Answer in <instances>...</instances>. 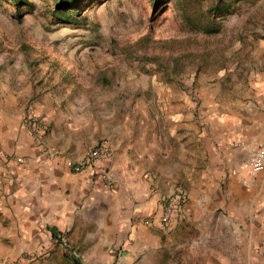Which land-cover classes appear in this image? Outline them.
Instances as JSON below:
<instances>
[{
  "label": "rangeland",
  "instance_id": "obj_1",
  "mask_svg": "<svg viewBox=\"0 0 264 264\" xmlns=\"http://www.w3.org/2000/svg\"><path fill=\"white\" fill-rule=\"evenodd\" d=\"M28 1L0 0V116L7 119L3 100L15 95L16 104L7 107L13 122L25 124L48 155L60 152L48 144L53 123L37 107L89 117V126L76 133L59 115L66 137L81 143L54 139L75 154L102 139L111 142L115 127L128 119L124 137L130 132L136 141L133 125L143 120V131H157L155 151L164 156L163 202L179 187L189 191L194 155H219L237 123L259 122L264 113V0H227L221 12L213 8L217 0H87L70 16L57 14L52 0ZM33 116L47 126L41 138ZM0 155L14 154L0 149ZM214 211L226 214L223 206ZM182 234L164 240L170 249L161 264L181 263L183 250L175 246L187 237ZM53 239L66 252L49 264H75V257L83 263L61 232ZM52 249L2 257L0 264H44ZM108 254L109 264H129L121 259L125 250ZM254 264H264V234Z\"/></svg>",
  "mask_w": 264,
  "mask_h": 264
},
{
  "label": "crops",
  "instance_id": "obj_2",
  "mask_svg": "<svg viewBox=\"0 0 264 264\" xmlns=\"http://www.w3.org/2000/svg\"><path fill=\"white\" fill-rule=\"evenodd\" d=\"M13 97L7 103L3 100L2 114L8 120L0 116V149L14 154L0 155V259L52 247L44 264L54 255L65 256L63 243L53 239V227L84 264L111 263L108 252L113 248L125 250L121 259L129 264H161L170 249L164 240L182 233L187 237L175 246L183 250L180 264H198L191 256L199 255L207 257L200 264H241L245 259L254 264L264 234V169L248 174L241 164L249 149L264 144V113L259 122L237 123L219 155H194L189 201L182 216L165 228L157 218L167 189L158 176L164 172L159 163L164 156L155 151L157 131H143L146 123L138 120L132 124L135 141L130 132L124 137L129 119L115 127L110 159L114 183L109 186L94 178L90 169L74 172L72 163L85 154L66 152L54 139L57 134L62 141L80 145L72 135L66 137L59 115L76 133L89 126V117L60 109L58 115L49 107L36 106L39 115L53 123L46 140L60 153L48 155L25 124L13 122L16 115L7 108L16 104ZM260 99L264 103V93ZM225 131H220L224 137ZM247 178L250 185L243 182ZM219 206L226 214H216Z\"/></svg>",
  "mask_w": 264,
  "mask_h": 264
},
{
  "label": "built area",
  "instance_id": "obj_3",
  "mask_svg": "<svg viewBox=\"0 0 264 264\" xmlns=\"http://www.w3.org/2000/svg\"><path fill=\"white\" fill-rule=\"evenodd\" d=\"M31 122L37 137L41 138L46 131L47 126L37 116L31 117ZM44 150V146L42 144ZM114 148L112 143L107 139H102L95 143L84 155V157L75 163H72V170L74 172H81L85 169H90L94 178H98L105 185H113L112 168L110 159L113 155ZM241 168L248 170L250 173L264 169V145H259L249 149L248 157L242 161ZM237 168L233 169L236 172ZM244 184L250 185L248 180L243 181ZM189 200L187 191L183 188H177L169 195L163 198L162 210L157 215L158 220L164 227L173 225L176 218L182 216L185 204ZM155 217H153L154 220ZM2 264H20L12 263L10 261H3Z\"/></svg>",
  "mask_w": 264,
  "mask_h": 264
},
{
  "label": "trees",
  "instance_id": "obj_4",
  "mask_svg": "<svg viewBox=\"0 0 264 264\" xmlns=\"http://www.w3.org/2000/svg\"><path fill=\"white\" fill-rule=\"evenodd\" d=\"M20 3H27L28 0H18ZM56 5V13L60 16H70L72 11L79 12L81 9L82 4H85L87 0H52ZM218 3L213 6V8L217 9L218 11H223L224 9L228 8L230 3H227V0H217ZM210 19V18H208ZM215 20L213 19L212 24H215ZM210 22V21H209ZM53 235L56 236L59 232L56 231L55 228H51ZM75 264H83L80 257H75Z\"/></svg>",
  "mask_w": 264,
  "mask_h": 264
}]
</instances>
